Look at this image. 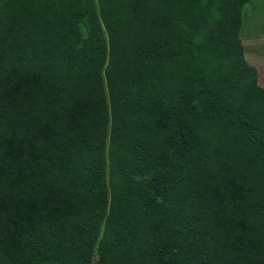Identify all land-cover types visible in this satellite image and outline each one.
<instances>
[{
	"label": "trees",
	"instance_id": "1",
	"mask_svg": "<svg viewBox=\"0 0 264 264\" xmlns=\"http://www.w3.org/2000/svg\"><path fill=\"white\" fill-rule=\"evenodd\" d=\"M241 2L45 0L40 18L0 12V264L85 262L93 250L86 264H264V95L192 82L239 51ZM27 48L40 65L14 73ZM231 66L234 81L251 71ZM214 125L233 150L213 153ZM134 147L151 199L129 216L106 210L103 181L106 158Z\"/></svg>",
	"mask_w": 264,
	"mask_h": 264
},
{
	"label": "rangeland",
	"instance_id": "2",
	"mask_svg": "<svg viewBox=\"0 0 264 264\" xmlns=\"http://www.w3.org/2000/svg\"><path fill=\"white\" fill-rule=\"evenodd\" d=\"M44 1L0 0V12L9 6L36 18H40ZM238 24L239 30L236 37L239 51L229 55L231 62H224L219 58H214L201 68L199 74L192 77V82H197L203 86L209 94L221 96L222 94H233L234 92L235 96H241L245 90L254 95H264V0H245V2H241ZM73 41L74 37L70 32H67L64 37V45L68 46ZM40 53L42 54V51L37 53L31 48H27L24 57L20 61L18 60L19 57L16 58L17 60L13 59L9 63L8 68L12 71L14 70V73L17 72L19 74L22 68L20 65H40L36 62V57H39ZM45 53H49L48 56L52 58L56 57L55 53H50L49 51ZM231 63L232 65L240 63L242 66L251 70L249 75L245 77V80L234 81L232 69H230L232 67ZM160 69L161 72L159 73L165 74L167 86L169 88H176L179 84L176 72L170 66H164ZM44 75L46 77L48 76L47 73H44ZM16 76L14 74L15 78ZM158 93H162L160 87H158ZM164 98L163 95L159 98L158 104L160 107L166 104ZM215 128L214 125L212 130L205 132V135L208 136L207 141L211 145L209 147L210 149L212 148L213 153L223 154V147L228 148V150H233L235 145L231 140L232 138L224 132H218ZM117 154L121 158L118 162L106 158L108 169L106 170V179L103 181L106 210L120 212L129 216L137 215L143 204L151 199V195L147 189L150 177L143 169L145 158L135 147L128 149L126 152L119 150ZM171 171L173 170L171 169ZM94 253L93 250L86 257L85 262L81 260L70 263L61 261L58 263L41 262L39 264H86V262L91 263L97 259Z\"/></svg>",
	"mask_w": 264,
	"mask_h": 264
}]
</instances>
